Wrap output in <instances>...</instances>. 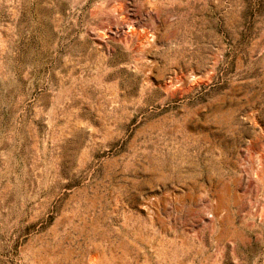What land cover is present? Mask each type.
Returning a JSON list of instances; mask_svg holds the SVG:
<instances>
[{"label":"rangeland","instance_id":"374dc122","mask_svg":"<svg viewBox=\"0 0 264 264\" xmlns=\"http://www.w3.org/2000/svg\"><path fill=\"white\" fill-rule=\"evenodd\" d=\"M82 263L264 264V0H0V264Z\"/></svg>","mask_w":264,"mask_h":264},{"label":"bare ground","instance_id":"6f19581e","mask_svg":"<svg viewBox=\"0 0 264 264\" xmlns=\"http://www.w3.org/2000/svg\"><path fill=\"white\" fill-rule=\"evenodd\" d=\"M93 260V259H92ZM93 262V261H92ZM95 263V262H94ZM83 264V263H82Z\"/></svg>","mask_w":264,"mask_h":264}]
</instances>
